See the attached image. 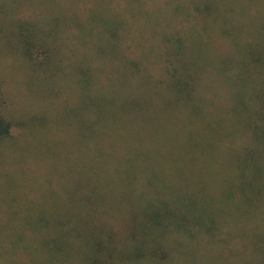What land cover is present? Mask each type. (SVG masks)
<instances>
[{
    "label": "trees",
    "instance_id": "16d2710c",
    "mask_svg": "<svg viewBox=\"0 0 264 264\" xmlns=\"http://www.w3.org/2000/svg\"><path fill=\"white\" fill-rule=\"evenodd\" d=\"M125 1L75 5L74 43L64 21L56 41L27 25L15 44L9 27V60L16 45L30 79L58 90L26 118L9 101L7 117L0 81V158L7 140L10 166L18 153L0 255L9 264H264V0ZM173 19L191 23L171 30ZM34 149L51 159L40 189L24 181Z\"/></svg>",
    "mask_w": 264,
    "mask_h": 264
},
{
    "label": "rangeland",
    "instance_id": "374dc122",
    "mask_svg": "<svg viewBox=\"0 0 264 264\" xmlns=\"http://www.w3.org/2000/svg\"><path fill=\"white\" fill-rule=\"evenodd\" d=\"M156 1L162 2L164 0ZM116 2H120V4H122L121 6L125 7V0L124 2L123 0H116ZM78 4L80 5L81 11H86V9L93 6L94 0H0V81L2 82L3 88L1 103L2 110L7 117H9V101H11L12 105L15 106L18 118H26L30 114L39 113V108L44 105L46 97H48L51 92H57L56 90H58V85L53 88L50 87L49 89H46L43 85V78H41L42 81L40 80L41 76L30 79L29 76L32 71L31 68L18 62L21 61V59H19L17 55H14L16 45L14 47H10L11 57L9 60V27L15 31V36L12 40L15 44H18V40L20 41L19 35L23 28L27 25L29 27L38 25V27L41 26L45 31L51 30V32L56 34L54 37V40L56 41L57 35L61 33V31L59 32V26L57 25L62 21L65 22L64 27L71 25L70 20L75 18V5L78 7ZM16 20L25 22L26 24H20V22H17ZM180 20L183 21V25L180 24ZM180 20H169L170 29H180L182 26L189 27L191 23L189 19L187 21L184 19ZM32 23L34 25H31ZM138 24L140 31H144L146 36L151 33L146 30L147 27L144 20L139 21ZM140 31H134V35H132V37H139L143 35ZM38 34H41L40 31ZM74 34L75 29H72L70 26L69 28H65L64 38H66L68 44L71 42L74 43ZM153 38L154 43L159 44L157 38L155 37H151L149 41L152 42ZM147 41L148 40H146V42ZM68 44L63 46L66 63L74 60V55L71 50L72 48H68ZM139 48V46L133 47L132 50L129 51L134 54H138ZM154 64L153 59L150 64L153 69H155ZM63 98H66L65 95H60V97L57 98L49 97L47 100H53V103L58 104ZM14 132L15 134L19 133V129L16 127ZM37 140L38 142H41V138L37 137ZM3 148L4 152L0 158V232L3 237L2 247L7 249L9 248V173L12 164L17 163L14 161L18 157V153H12L11 162L13 163L10 166L9 157L11 154L9 155V140H7ZM18 148L19 150H25V148L21 145ZM12 151L13 150H11V152ZM27 154L31 158L32 162H30V165L27 166L26 173L28 176L24 181H27L32 185H36L37 181H39L38 187L40 189V187L43 186L42 183L44 181L41 165L44 161L47 163L51 162V159L39 149H34L33 152H28ZM40 191L41 190H39L37 197L39 204L42 199ZM33 200L36 202L35 198H33ZM26 237L30 238V236L27 235ZM0 264H9V255H0Z\"/></svg>",
    "mask_w": 264,
    "mask_h": 264
}]
</instances>
